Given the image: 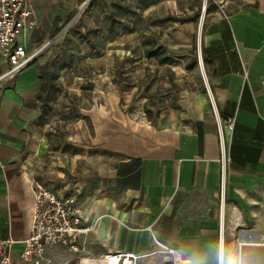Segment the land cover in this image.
<instances>
[{"label":"crops","instance_id":"crops-1","mask_svg":"<svg viewBox=\"0 0 264 264\" xmlns=\"http://www.w3.org/2000/svg\"><path fill=\"white\" fill-rule=\"evenodd\" d=\"M86 1L30 0L37 24L19 41L34 61L7 74L0 55L1 236H30L35 181L78 197L90 228L81 245L94 253L147 252L153 236L197 251L219 240L220 224L225 243L240 226L264 236V0H212L201 29L207 84L141 120L117 97L95 129L84 109L74 136L83 150L67 146L61 158L52 130L64 94L43 110L42 67L52 58L41 53Z\"/></svg>","mask_w":264,"mask_h":264},{"label":"rangeland","instance_id":"rangeland-1","mask_svg":"<svg viewBox=\"0 0 264 264\" xmlns=\"http://www.w3.org/2000/svg\"><path fill=\"white\" fill-rule=\"evenodd\" d=\"M148 1L87 0L63 23L53 50L41 53L46 59L59 55L66 62L72 60L64 73H58L64 95L52 132L59 138L61 158L67 157V146L76 154L83 150L85 140L75 141L74 136L76 121L88 116L84 109L95 113L89 116L95 129L98 111L104 107L109 111L117 97L122 109L141 120L148 110L158 115L165 106H173L183 90L207 84L201 29L212 0H150L152 4L147 5ZM114 2L131 10L112 31L107 17L109 9L115 10ZM79 32L90 34L97 49ZM161 46L175 63L161 64L146 55L147 49ZM82 163L78 161L79 167ZM255 250L264 253V247Z\"/></svg>","mask_w":264,"mask_h":264},{"label":"built area","instance_id":"built-area-1","mask_svg":"<svg viewBox=\"0 0 264 264\" xmlns=\"http://www.w3.org/2000/svg\"><path fill=\"white\" fill-rule=\"evenodd\" d=\"M30 0H0V55L6 57L13 74L35 59L19 37L27 28L37 22ZM233 127V120L229 118ZM223 148V177L225 165L230 160ZM35 207L31 234L24 240L2 237L0 233V264H140L143 258H150L167 245L153 236L154 245L147 252L118 250L104 253L88 251L81 245V238L90 232L84 225V208L76 195H60L41 181L34 182ZM238 237H249L256 246L264 245V236L255 230L240 226L236 229L230 244ZM219 243L225 244L224 227L220 224ZM21 249L16 251V245Z\"/></svg>","mask_w":264,"mask_h":264},{"label":"clouds","instance_id":"clouds-1","mask_svg":"<svg viewBox=\"0 0 264 264\" xmlns=\"http://www.w3.org/2000/svg\"><path fill=\"white\" fill-rule=\"evenodd\" d=\"M237 239L238 242H226L223 246L217 239L197 251L184 246L169 248L165 245L153 257L143 258L140 264H264V253L255 250L256 242L253 239Z\"/></svg>","mask_w":264,"mask_h":264},{"label":"trees","instance_id":"trees-1","mask_svg":"<svg viewBox=\"0 0 264 264\" xmlns=\"http://www.w3.org/2000/svg\"><path fill=\"white\" fill-rule=\"evenodd\" d=\"M147 4V2H146ZM115 7V10L109 9L107 19L109 20V28L113 31L117 23L121 21L122 16L127 15L131 10L129 5L119 4L118 2H114L112 4ZM111 8V5H110ZM81 37L85 42H88L89 45L96 50L97 46L93 38L90 34H83L79 32ZM146 55L148 57L156 58L161 64H173L176 62V59L168 53V51L163 47H157L155 49H147ZM60 56L52 58L42 67V75H41V98L43 101V110L45 111L50 104V101L55 99L58 93L61 91V88L58 84V73L66 67H70L72 65V60H62L59 58ZM153 112L148 110V117H152Z\"/></svg>","mask_w":264,"mask_h":264},{"label":"water","instance_id":"water-1","mask_svg":"<svg viewBox=\"0 0 264 264\" xmlns=\"http://www.w3.org/2000/svg\"><path fill=\"white\" fill-rule=\"evenodd\" d=\"M33 61H34V60H33ZM33 61H32V62H33ZM30 63H31V62H30ZM30 63H29V64H30ZM29 64H28V65H29Z\"/></svg>","mask_w":264,"mask_h":264}]
</instances>
